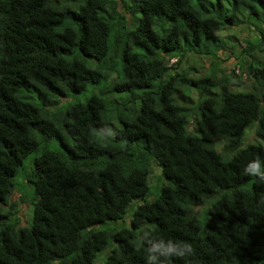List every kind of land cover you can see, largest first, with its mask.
Instances as JSON below:
<instances>
[{"label":"trees","instance_id":"obj_1","mask_svg":"<svg viewBox=\"0 0 264 264\" xmlns=\"http://www.w3.org/2000/svg\"><path fill=\"white\" fill-rule=\"evenodd\" d=\"M257 156L264 0H0V264H264Z\"/></svg>","mask_w":264,"mask_h":264},{"label":"clouds","instance_id":"obj_2","mask_svg":"<svg viewBox=\"0 0 264 264\" xmlns=\"http://www.w3.org/2000/svg\"><path fill=\"white\" fill-rule=\"evenodd\" d=\"M175 65H176V59L171 58L168 62V66L176 67ZM182 66L183 65L181 63L179 67L181 68ZM209 68H207V71H209ZM239 74L240 73L238 72V69H236L234 75L238 76ZM243 172L247 176L257 177L259 178L260 181H264V157L257 156L256 158L248 161L243 168ZM139 204H141V200H136L135 205L133 206H138ZM20 225L26 226L27 219L25 224H21L20 222ZM150 253L151 254L149 257L148 264H173V261L175 259L184 260L186 261L187 264L188 258L193 256L194 254V249L193 246L188 242L175 241L173 239L165 240L162 238L158 241L151 243Z\"/></svg>","mask_w":264,"mask_h":264},{"label":"rangeland","instance_id":"obj_3","mask_svg":"<svg viewBox=\"0 0 264 264\" xmlns=\"http://www.w3.org/2000/svg\"><path fill=\"white\" fill-rule=\"evenodd\" d=\"M233 31H234V33H232ZM230 33L231 34H237L239 36H242L243 38H246V36H248V32L247 31L243 32V31H240L238 28L235 29V30H232V31L230 30V32H228L227 34H230ZM220 57L223 60V62H220V61L215 62L216 67L220 68L221 71H223L225 69V71H223V72L227 73V75L230 76L231 72H229V71H231L233 69L234 64H236L237 61L233 58V56H232V58H230V57L227 58L226 55H224L223 53L220 54ZM194 61L195 60L193 59V63H190V66L191 67H195V68L199 69L200 71H203L204 69L210 67V60H199L200 61V65L203 66L202 67L203 69H201V67L198 65V63H196ZM183 67L184 66H182V68ZM186 68H187V65H186ZM207 72H208L207 70L203 71V73H207ZM239 75H241L243 78H245L244 74H239ZM239 91H242V92L247 91V88L242 86L239 89ZM255 127L253 129H251V131H249V133L247 135L249 142L253 141L254 139H255L256 142H260V140L262 139V137H260L259 134L257 133ZM249 138H251V139H249ZM242 145H245V144L243 143ZM30 159H31V157L28 159L27 162H29ZM154 172L155 173H159V169L157 167L155 168V165H154ZM10 199L12 201H14V202L18 201L19 195L18 194L16 195L14 193V194H12ZM134 207H136V206H134ZM17 208H18V215L21 217V224H25L26 223V219H27V225H28L30 223V213H27V206H18ZM128 215L130 216L131 213L129 212Z\"/></svg>","mask_w":264,"mask_h":264}]
</instances>
